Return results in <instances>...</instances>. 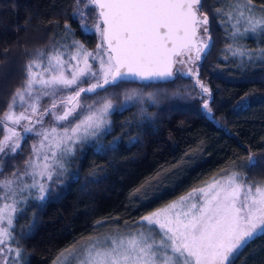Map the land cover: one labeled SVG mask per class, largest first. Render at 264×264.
<instances>
[{
	"label": "snow or ice",
	"instance_id": "snow-or-ice-1",
	"mask_svg": "<svg viewBox=\"0 0 264 264\" xmlns=\"http://www.w3.org/2000/svg\"><path fill=\"white\" fill-rule=\"evenodd\" d=\"M70 4L80 33L97 35L95 48L73 39L76 33L67 20L63 33H53L44 46L22 48L19 83L0 109V264H22L25 250L17 240L18 218L30 202L46 200L53 186L63 183L69 159L108 130L112 111L127 102H154L153 93L130 89L118 105L107 95L109 87L166 81L181 73L193 79L203 109L212 113L211 89L199 76V62L212 46L209 10L230 40L224 59L231 56L240 66L264 62V47L240 43L248 33L264 38V5L257 14L253 0H213L209 10L204 0ZM48 26L59 27V21L49 20ZM9 51L4 50L5 56ZM87 94L97 98L89 103ZM247 100L246 94L234 108L243 110ZM28 134L33 139L25 153L22 145ZM102 149L99 145L98 151ZM262 161L264 154L249 151L246 158L234 160L231 169H221L210 181L147 212L131 226L125 221L123 229L89 235L61 250L53 264H235L245 248L264 236V180H249L236 169L252 170ZM160 175L133 194L159 183Z\"/></svg>",
	"mask_w": 264,
	"mask_h": 264
},
{
	"label": "trees",
	"instance_id": "trees-1",
	"mask_svg": "<svg viewBox=\"0 0 264 264\" xmlns=\"http://www.w3.org/2000/svg\"><path fill=\"white\" fill-rule=\"evenodd\" d=\"M253 2L264 5V0ZM212 3L204 0L205 10ZM70 12V0H0V109L19 83L22 48L44 46L53 33H63L66 20L76 33L73 39L89 50L95 48L97 35H82ZM209 15L212 46L199 62V76L211 89L212 113L203 109L196 95L199 89L193 91V79L180 73L163 82L129 81L109 87L107 95L118 105L130 89L153 93L154 102H127L113 110L108 130L69 159L63 183L54 185L46 200L26 206V213L16 222L17 240L25 250L23 264H50L57 253L82 238L103 229L124 228L125 221L130 226L148 211L212 179L221 169H231L233 161L246 158L249 151L264 154V62L240 66L231 56L224 59L228 38L224 28L211 19L210 10ZM53 19L59 27L48 26ZM262 40L259 35L243 42L257 48L264 47ZM5 49H10L7 56ZM246 94L248 106L235 109ZM100 95L106 93L100 91ZM96 98L86 96L89 103ZM32 139L28 134L22 145L25 153ZM99 145H103L100 151ZM236 170L249 180H264V161L252 170ZM157 173H161L159 183L133 194ZM97 220L104 221L103 225H96ZM235 264H264V236L245 248Z\"/></svg>",
	"mask_w": 264,
	"mask_h": 264
},
{
	"label": "rangeland",
	"instance_id": "rangeland-1",
	"mask_svg": "<svg viewBox=\"0 0 264 264\" xmlns=\"http://www.w3.org/2000/svg\"><path fill=\"white\" fill-rule=\"evenodd\" d=\"M255 5V4H254ZM255 7H256V9H257V14H259V9H260V7L259 6H257V5H255ZM256 36H259L258 34H253V33H248V34H246L244 37H242L241 39H240V43L241 44H243V45H245L244 44V42H243V39H245V38H247V37H256ZM228 42H230V40L228 39ZM211 180V179H210ZM210 180H208V181H210ZM203 185V184H202ZM202 185H200V186H202ZM200 186H198V187H200ZM194 188H197V187H194ZM191 189H193V188H191ZM191 189H189L188 191H186V192H184V193H182V194H180L179 196H181V195H185L187 192H189ZM179 196H177V197H179ZM177 197H175V198H173V199H171V200H174V199H176ZM171 200H169V201H171ZM168 201V202H169ZM168 202H166V203H168ZM166 203H164V204H166ZM163 205V204H162ZM162 205H160V206H162ZM160 206H158V207H160ZM157 208V207H156ZM155 209V208H154ZM154 209H152V210H154ZM152 210H150V211H152ZM149 212V211H148ZM146 214V213H145ZM144 215V214H143ZM131 226V225H130ZM115 229V228H114ZM121 229H123V228H121ZM110 229L108 228V229H103L102 231H100L99 233H106V232H108ZM23 262H24V258H23V260H22V264H23ZM50 264H53V261L50 263Z\"/></svg>",
	"mask_w": 264,
	"mask_h": 264
},
{
	"label": "water",
	"instance_id": "water-1",
	"mask_svg": "<svg viewBox=\"0 0 264 264\" xmlns=\"http://www.w3.org/2000/svg\"><path fill=\"white\" fill-rule=\"evenodd\" d=\"M210 48H211V47H210ZM210 48H209L208 52L210 51ZM208 52H207V53H208ZM207 53H206V54H207ZM206 54H205V55H206ZM205 55H204V56H205ZM202 59H203V58H202ZM180 74H181V73H180ZM181 75L184 76V77H186V75H184V74H181ZM172 78H173V77H172ZM172 78H169L168 80H170V79H172ZM166 81H167V80H166ZM132 82H137V83H141V82H143V83H145V82H150V81H138V80H136V81H132ZM154 82H163V81H151L150 83H154Z\"/></svg>",
	"mask_w": 264,
	"mask_h": 264
}]
</instances>
